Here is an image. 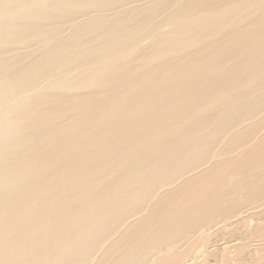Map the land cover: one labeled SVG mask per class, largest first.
I'll return each instance as SVG.
<instances>
[{
  "label": "bare ground",
  "instance_id": "bare-ground-1",
  "mask_svg": "<svg viewBox=\"0 0 264 264\" xmlns=\"http://www.w3.org/2000/svg\"><path fill=\"white\" fill-rule=\"evenodd\" d=\"M0 264H264V0H0Z\"/></svg>",
  "mask_w": 264,
  "mask_h": 264
}]
</instances>
